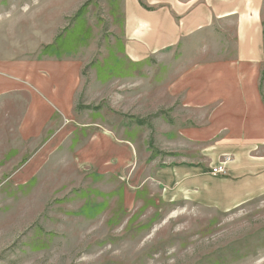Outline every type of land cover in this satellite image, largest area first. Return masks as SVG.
Wrapping results in <instances>:
<instances>
[{"label":"rangeland","instance_id":"1","mask_svg":"<svg viewBox=\"0 0 264 264\" xmlns=\"http://www.w3.org/2000/svg\"><path fill=\"white\" fill-rule=\"evenodd\" d=\"M123 22V0H0V264H264V190L238 195L264 186V5L262 61L242 69L231 21L147 47L141 62L125 56L135 40ZM59 61L78 77L73 118L114 127L136 148L113 178L90 169L99 152L90 168L77 159L83 137L36 157L35 139L51 131L19 137L35 104L62 120L46 92ZM160 170L178 181L161 183Z\"/></svg>","mask_w":264,"mask_h":264},{"label":"crops","instance_id":"2","mask_svg":"<svg viewBox=\"0 0 264 264\" xmlns=\"http://www.w3.org/2000/svg\"><path fill=\"white\" fill-rule=\"evenodd\" d=\"M139 2L150 8L151 11L144 10ZM263 5L264 0H123V29L126 30V37L135 40L131 46L127 44V55L125 56L131 62H141L147 57V47L152 49V52L157 53L167 47L185 45L186 39L197 35L200 31L212 29L220 22L231 21L234 23L237 38L235 42L237 50L234 60L237 67L242 69L243 67L257 65L262 61L263 56L261 36ZM148 32L150 33L148 34ZM62 62L64 63L59 61L57 64L61 71L59 75H56L59 78L58 82L48 83V89L46 88L47 96L51 101V103L49 101L48 103L54 107L55 114H57V111L61 113L58 116L62 120L51 122L44 109L35 104L32 108L33 116L28 117L26 115L21 122L22 124H20L21 126H19V137L26 133H38L39 131L42 134L43 129L51 131V135H47L42 139H35L36 141L31 147L33 150L32 155L35 157L43 154L49 147L51 149L60 143L58 141L66 134H73L74 138L77 135L83 137L81 144L75 148L77 159L90 168L95 162L89 159L98 155L99 152L101 159L98 160L99 162L96 161L97 164L90 169L113 178L121 167L123 170H127L133 163H136L138 160L136 148L132 147L131 143L125 142L127 140L120 137L119 130L115 132L116 128L114 127L103 126L97 122L82 125L73 118L71 104L74 94L73 82L78 77L75 75L72 64L66 61ZM38 72L49 73L46 68H39ZM254 76H256V73ZM246 77L248 76L243 74L236 77L239 82L237 84L239 90H241V79L245 80ZM37 81L42 85L44 84L41 79ZM6 85H16V88H20L17 91L18 93L29 95V106L31 104L30 99L33 98L49 109L40 99L31 97L30 90L22 88V82L17 84L6 82ZM26 86L29 88L28 84ZM234 88H236V85ZM53 100H59L63 111L53 105ZM49 112L51 117L54 111L49 110ZM38 116L39 119H37ZM34 122L35 124H33ZM53 134L56 135L50 140V136ZM71 138L69 139L71 140ZM74 138L73 141H75ZM231 164L232 162L227 165V172ZM174 170L168 172L157 171L156 178L161 183L171 185L178 181L179 177ZM190 172L193 173V171ZM193 178H190L189 181L192 182ZM263 190V185L250 184L249 186H242L238 195L242 197L250 192H254L252 195H257ZM202 191L204 192V190Z\"/></svg>","mask_w":264,"mask_h":264},{"label":"built area","instance_id":"3","mask_svg":"<svg viewBox=\"0 0 264 264\" xmlns=\"http://www.w3.org/2000/svg\"><path fill=\"white\" fill-rule=\"evenodd\" d=\"M224 168H225V163L218 164V165L211 168V173L213 175H223V174H225Z\"/></svg>","mask_w":264,"mask_h":264}]
</instances>
